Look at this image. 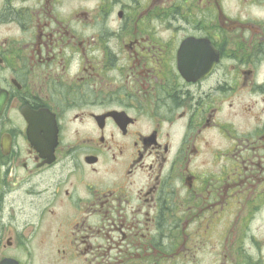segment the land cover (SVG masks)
<instances>
[{"label":"flooded vegetation","instance_id":"af4514ba","mask_svg":"<svg viewBox=\"0 0 264 264\" xmlns=\"http://www.w3.org/2000/svg\"><path fill=\"white\" fill-rule=\"evenodd\" d=\"M2 263L264 264V0H0Z\"/></svg>","mask_w":264,"mask_h":264}]
</instances>
